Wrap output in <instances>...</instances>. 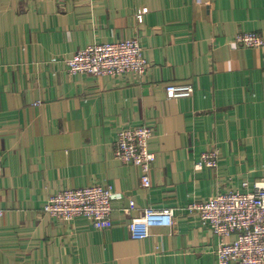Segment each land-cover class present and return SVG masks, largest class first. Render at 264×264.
Instances as JSON below:
<instances>
[{
  "label": "crops",
  "instance_id": "obj_1",
  "mask_svg": "<svg viewBox=\"0 0 264 264\" xmlns=\"http://www.w3.org/2000/svg\"><path fill=\"white\" fill-rule=\"evenodd\" d=\"M246 33L264 40V0H0V264H218L219 238L189 207L264 183V48L237 44ZM129 39L144 76L68 72L79 50ZM169 85L194 94L169 99ZM142 126L150 188L114 157L118 134ZM213 150L218 168L196 170ZM97 184L113 189L110 229L45 212ZM147 208L174 209L175 224L133 240Z\"/></svg>",
  "mask_w": 264,
  "mask_h": 264
},
{
  "label": "built area",
  "instance_id": "obj_2",
  "mask_svg": "<svg viewBox=\"0 0 264 264\" xmlns=\"http://www.w3.org/2000/svg\"><path fill=\"white\" fill-rule=\"evenodd\" d=\"M236 42L245 48H264V40L256 33L241 34ZM66 65L71 75L114 78L124 74L142 77L148 63L139 40L129 39L88 46L66 60ZM166 94L173 100L190 98L194 88L191 85H169ZM153 135V130L147 126L123 130L118 134L114 149L115 159L140 169L144 188L151 186L150 174L156 161V154L149 149ZM219 161L216 150L206 152L195 169H216ZM112 196V187L103 184L68 189L51 196L45 212L62 222L83 219L95 230H106L112 226ZM134 207L135 202H130L127 212L130 214ZM189 211L197 213L201 225L210 228L219 238L218 264H264V183L251 186L245 182L239 190L191 205ZM4 214L0 208V218ZM174 224V209L147 208L139 217L130 220L129 233L133 240L144 241L151 237L152 229L172 228ZM232 236L235 239L228 241Z\"/></svg>",
  "mask_w": 264,
  "mask_h": 264
},
{
  "label": "rangeland",
  "instance_id": "obj_3",
  "mask_svg": "<svg viewBox=\"0 0 264 264\" xmlns=\"http://www.w3.org/2000/svg\"><path fill=\"white\" fill-rule=\"evenodd\" d=\"M138 168V167H137ZM62 222V221H61Z\"/></svg>",
  "mask_w": 264,
  "mask_h": 264
}]
</instances>
